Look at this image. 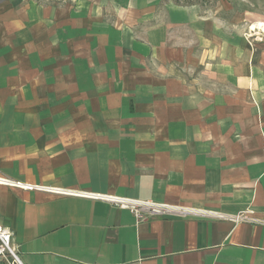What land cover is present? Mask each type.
I'll use <instances>...</instances> for the list:
<instances>
[{
	"label": "crops",
	"instance_id": "0c3cea01",
	"mask_svg": "<svg viewBox=\"0 0 264 264\" xmlns=\"http://www.w3.org/2000/svg\"><path fill=\"white\" fill-rule=\"evenodd\" d=\"M190 1L0 0V177L255 222L0 186L19 264H264V44Z\"/></svg>",
	"mask_w": 264,
	"mask_h": 264
},
{
	"label": "built area",
	"instance_id": "2783aa9c",
	"mask_svg": "<svg viewBox=\"0 0 264 264\" xmlns=\"http://www.w3.org/2000/svg\"><path fill=\"white\" fill-rule=\"evenodd\" d=\"M5 182V183H4ZM11 182V183H10ZM0 186L19 188L29 192L37 193H53L58 196H76L85 199L102 201L114 205L119 209L129 210L138 222L145 221L148 218H184L187 216H199L208 217L219 220H228L232 223H248L255 222L250 218V212H242L236 215H226L222 213L195 211L183 207H175L168 204H159L148 201H135L125 198H118L112 196L103 195H91V194H77L67 193L51 188L22 184L18 181H12L0 177ZM12 233L11 231L0 224V264H19L14 248L11 244Z\"/></svg>",
	"mask_w": 264,
	"mask_h": 264
},
{
	"label": "rangeland",
	"instance_id": "374dc122",
	"mask_svg": "<svg viewBox=\"0 0 264 264\" xmlns=\"http://www.w3.org/2000/svg\"><path fill=\"white\" fill-rule=\"evenodd\" d=\"M49 1V0H48ZM103 2V0H100ZM213 0H191V3H204V8L212 9ZM71 2V0H50V5L58 7ZM233 7V14L244 15V19L238 21V28L246 30L248 39H252L253 43L264 44V0H223ZM70 5V4H69ZM109 8L112 9V3H109ZM106 7V1H105ZM243 9V10H242ZM248 17L249 19H247ZM255 24V25H254Z\"/></svg>",
	"mask_w": 264,
	"mask_h": 264
},
{
	"label": "bare ground",
	"instance_id": "6f19581e",
	"mask_svg": "<svg viewBox=\"0 0 264 264\" xmlns=\"http://www.w3.org/2000/svg\"><path fill=\"white\" fill-rule=\"evenodd\" d=\"M5 183V182H4ZM11 183V182H10ZM0 185H2V184H0ZM5 186H8V185H5Z\"/></svg>",
	"mask_w": 264,
	"mask_h": 264
}]
</instances>
